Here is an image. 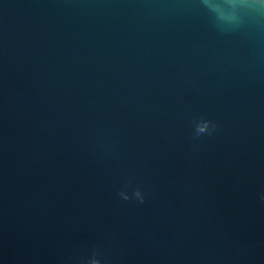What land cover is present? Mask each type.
<instances>
[{
    "label": "water",
    "instance_id": "1",
    "mask_svg": "<svg viewBox=\"0 0 264 264\" xmlns=\"http://www.w3.org/2000/svg\"><path fill=\"white\" fill-rule=\"evenodd\" d=\"M261 193L264 38L187 0H0V264H264Z\"/></svg>",
    "mask_w": 264,
    "mask_h": 264
},
{
    "label": "clouds",
    "instance_id": "2",
    "mask_svg": "<svg viewBox=\"0 0 264 264\" xmlns=\"http://www.w3.org/2000/svg\"><path fill=\"white\" fill-rule=\"evenodd\" d=\"M187 6L197 14L203 15L211 28L222 37H241L247 40L253 52H256L264 38V0H187ZM217 123L203 115L192 118V138L213 135ZM116 196L126 202L143 204L147 192L141 187L133 186L128 178ZM264 201V193L260 194ZM76 264H108L103 252L93 247L86 255L77 259Z\"/></svg>",
    "mask_w": 264,
    "mask_h": 264
}]
</instances>
